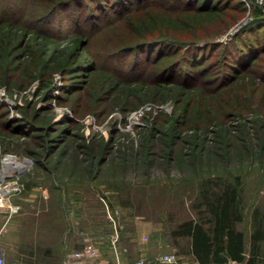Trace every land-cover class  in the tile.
Instances as JSON below:
<instances>
[{
    "label": "rangeland",
    "instance_id": "obj_1",
    "mask_svg": "<svg viewBox=\"0 0 264 264\" xmlns=\"http://www.w3.org/2000/svg\"><path fill=\"white\" fill-rule=\"evenodd\" d=\"M27 1L31 10H34L32 8L43 10V5L46 4V1L42 0ZM143 1H140L142 5L149 4V14L155 20V23L151 25L155 28H166L168 18L174 17L164 9L162 1L165 4H172L175 9L182 6L170 0ZM85 3L92 6L95 2L85 0ZM213 3L222 5L224 8L222 15L216 20L204 17L205 20L201 24V27L204 25L212 31L210 35L206 34L198 41L201 47L198 51L206 57L205 65L191 67L183 63V66L177 70V74L182 73L185 68H191L193 72H202L205 69L207 74H212L210 76H213L212 72L219 76L215 79L217 85H200L195 89L181 91L176 95L181 101L174 98L175 96L162 97L160 92L159 99L144 98L145 100L139 106L125 112L117 105V97L127 93V89H123L124 86L121 91L119 85L114 87L105 99H101L98 95V101H95L97 93L87 92L89 89L92 90L87 82H90L93 76L82 74L79 76L81 80L78 81L80 85L72 95L78 103L74 108L67 101L60 99L63 94H66L62 91V87L75 74L63 77L61 69H56L49 76L48 88L43 87L39 77L25 86L0 85V150L7 148V151H11L9 153L16 155L14 157L16 163H23L22 167L9 171L23 185L22 191L15 196L23 199L24 206L20 216L21 237L12 238V241L10 240L12 243L6 246L10 252L5 254L7 263L63 264V251L66 247L62 237L66 235L68 243L66 251L75 250L87 241H93L100 247L103 261L111 264L115 259L113 246V239L116 237L115 223L118 226V247L122 250L123 264H132L137 258L151 257V254L161 250L162 252L175 251L179 255L187 253L184 251V248H188L187 239L176 238L171 232L182 221L197 216L196 206L201 202L199 181L206 177L216 180L219 176L224 178L241 176L245 182L248 215L245 221L239 223V227L247 232L252 231V212L256 208L264 212V151H259L261 136L254 125V120L261 118L264 126L263 107L259 109L260 115L255 114V110H251L246 113L247 118H241L232 107L224 109L220 117H227L224 127H231V137L223 140L217 132L216 125L207 132L200 130L197 143L204 142V148H201L200 144L194 146L195 140H192L193 142L179 141L175 144L171 155L172 163L169 166L167 165L169 153L163 151L161 147L157 148L154 154L152 153L153 157H151L152 150L138 152L139 160L133 166V160L136 158L134 150L137 149L135 147L138 142L147 137L146 134L154 120L158 129L161 125L167 128L168 122L161 118H174L182 111L181 108L188 103L192 94L203 90L205 93L209 88L220 90L217 93L233 90L237 87L235 83L230 82L229 79L222 83L225 78L220 77L224 71H232L229 66L232 63L231 52L245 50L249 46V40L256 37V30H259L260 41L264 40V26H259L264 16V0H214ZM136 5L137 3H134L133 7ZM111 12L114 13V11ZM144 13L135 14L132 18L140 17ZM176 13L196 20L192 17L197 14L196 11ZM87 15L90 16L86 18ZM47 26L51 27L52 33L54 32L53 44H57L58 49L66 45L67 40H64L63 36L69 34L71 28H76L75 32L80 31L81 34L78 35L80 37L89 36L88 45L96 48V52L88 53L82 59H78L77 63H82L85 58H96L97 65L104 70L109 63V52L115 50L121 39L129 38V28L124 19L115 21L114 18H107L96 8L75 4L63 9L56 19L47 22ZM246 30L250 31L245 33ZM34 33L32 39L36 38V32ZM158 38H164V36L159 35ZM206 41H212L218 45L203 48L202 45ZM187 46L189 45L180 51L181 54L187 51ZM168 48L169 46H166L164 50ZM161 49L156 47L149 53L145 48L141 52L144 58L142 61L136 59V52L123 55L121 66H118L123 69L116 70L119 74L118 79L134 72L133 68L139 64L138 70L145 68L147 72H144L143 77L136 74L129 75V78H137L134 84H146L147 89L143 92H150L151 83L157 79L153 70L170 58V56H163L157 64L151 61L157 57ZM261 54L258 62H264V51ZM34 56L40 59L43 53L34 50ZM67 56L69 55L66 52L59 55L64 59ZM179 56L174 57L179 58ZM186 56H193V54L189 53ZM31 60L24 58L26 61L24 64H29ZM77 63L76 69L88 70L89 67L80 68ZM211 64L216 66L210 67ZM38 65L39 63L35 65V70L40 69ZM27 72L30 73L29 68L25 69L26 77ZM205 76L206 73L204 78ZM250 77L251 75L247 80ZM15 82L18 83L17 79ZM140 94L142 96L143 93ZM132 98L136 99L135 95ZM132 98L130 97V100H133ZM192 102V108L195 109L196 100ZM237 102L245 108L250 105L256 109L255 105L264 103V86L245 87L242 99ZM51 107L53 109L50 111ZM35 110L42 116H52L54 124L61 122L57 125L58 130L70 128L71 133L63 135L60 140H53L51 135H55L56 132L49 134L45 133V130L31 131L25 125L27 120L34 121L36 128L45 125L41 119H34ZM66 119L69 121L63 123ZM248 127L251 130L250 134ZM18 128L25 130L15 131ZM190 131L183 130V135L189 137ZM37 133L43 136L34 137ZM111 140L112 143H110ZM93 142H109L112 146L110 149L112 155L101 166L99 173L93 171L94 177L88 171L90 164L88 146ZM226 142H230L227 148ZM250 147L255 150L251 152ZM181 151L183 164H180L179 160ZM194 151L198 154L195 160L200 169L198 172L194 170ZM98 158L94 160L97 161ZM146 159L153 161L152 166L146 165ZM11 164L13 166L14 163ZM28 183L32 186L28 187ZM45 194L47 199L44 198ZM16 239H19L18 244ZM47 247L55 250V257L40 259L43 258L42 249ZM32 252H35L37 256L29 255ZM31 259L35 260V263Z\"/></svg>",
    "mask_w": 264,
    "mask_h": 264
},
{
    "label": "trees",
    "instance_id": "obj_2",
    "mask_svg": "<svg viewBox=\"0 0 264 264\" xmlns=\"http://www.w3.org/2000/svg\"><path fill=\"white\" fill-rule=\"evenodd\" d=\"M42 1H46V4L43 5V10L38 8H32L34 10H31L27 0H0V85L8 84L12 86L16 84L25 86L33 79L39 77L43 82V87L48 88V86H50L48 83V80H50L49 76L52 75L53 71L56 69H61L63 77L67 75L72 76L73 73L75 74L71 77L72 79H69L67 84L62 87V91L66 94H63L60 99L67 101L75 108V104L78 103L75 101V98H72V95L76 92L78 85H80L78 81H80L81 78L79 76H82V74L83 76L91 75L93 79H95L94 81L93 79L90 80V82L87 80V85L89 84V88H92V90L89 89L87 92L92 94L97 93L95 101H98L99 97L105 99L107 94L111 92L114 87H118V85L120 91L124 88L125 90L127 89L126 94H122V96L120 94V96L117 97V105L125 112L139 106L145 99H159V97H161L160 92L162 93V97L175 96L174 98L181 101L180 98L176 96L181 91L185 92L191 88L195 89V87L200 85H217L215 84V79L219 76H216L215 72H212L213 76H210L212 74H207V70L205 69L202 70V72H193L191 68H185L182 73L177 74V70L183 66V63L191 67L205 65L206 57L203 53L200 54V51H198L201 48L198 41L206 36V34L210 35L212 31H209L204 25L201 27V24L203 20H205L204 17L216 20L222 15V10L224 8L222 5H217V3L214 5V0L210 2L209 0H205V2L204 0H186L185 2L183 0H170L173 1V3L176 1L178 4L180 3V5H182L181 7L178 6L177 9L172 7V4H165V2L162 1L164 9L174 15V17L168 18L166 25L164 24L166 28H155L151 25L155 23V20L149 14V4L142 5L143 3H140V1L143 0H93L95 3L92 6L86 4L85 0ZM134 3H137L135 7H133ZM73 4L85 6L87 8H96L102 11L107 18H114L115 21H122V19H124L128 25L129 38L121 39L120 44L117 45L115 50L109 52V63L105 70L100 69L101 67L99 68L96 58H85L82 63H77L78 59H82V57L86 56L88 53L94 54L96 48H93L90 44L88 45L90 42L89 36H87V38L78 36L81 32H75L74 30L76 28H71L69 34L63 36L64 40H67L63 48L58 49L59 46L53 44L52 38L54 32H51V27L47 26V22L56 19L63 9H67ZM245 9L247 8L245 7ZM191 10L197 12V14L192 15L193 18L195 17V21L190 16H188V18L182 17L180 16L181 14L176 13H184L185 11ZM111 11H114V13L112 14ZM143 12H145V16L142 15L137 18H132L133 15ZM89 16L87 15L86 18ZM95 17L97 16L95 15ZM262 19L263 20L259 22L260 27L264 26V16ZM40 25L42 27H40ZM248 31L250 30H246L245 33ZM258 31L259 30H256V37L249 40V46L245 48V50H235V52H231L232 63L229 64V66L232 71H224L223 75L220 76L222 79L225 78L222 80V83L229 79L230 82L233 81L237 87L233 86V90H224L225 92L222 93H217L220 92V90L218 91L215 88H209L205 93L203 90L192 94L188 103L181 108L182 111L176 114L174 118H161L168 122L167 128L161 125L160 129H158L155 126L156 122L154 120L146 134L147 137L141 140L140 143L138 142L135 147L137 149L134 150L136 152V158L133 160V166L134 163L139 160L137 158L138 152L152 150L151 157H153L155 150L159 147H161L163 151L169 153L167 165H171V155L174 151L175 144L179 143L181 140L186 142H193L192 140H195L194 146L200 144L201 148H204V142L199 140L200 142L197 143L200 138V130L207 132L212 129L211 127L213 125L217 126V132L223 140H225V138H230L232 135L231 127H224L227 117H220V113L228 107L234 108L241 118H247L246 116L248 114L246 113L251 110H255V114L258 113L260 115L261 110L259 109L261 107L264 108V103L255 105L256 109H253V106L248 105L245 108V106H240L237 102V100L242 99L243 89L245 87L251 85H256V87L264 86V62H258L261 58V53L264 51V40L263 42L260 41L261 37ZM34 32H36V38L32 39V37H34L33 35H35ZM159 35L164 36V38H158ZM186 45H189L186 48L187 51L181 54L180 51H182ZM214 45L216 46L218 44L212 41H206L202 46L203 48H207ZM166 46H169V48L164 50ZM156 47L162 49L157 54V57L151 61L157 64L163 59V56H170V58L153 70L157 79L151 83L152 85L150 86L152 88L150 92H143L147 89L146 84H134L137 78H129V75L134 76L136 74L143 77L142 75L144 72H147L145 68L138 70L139 64L133 68L134 72L118 79L119 74L116 73V70L118 69L119 71L123 69V67H118L121 66L123 55L136 52V59L142 61L144 58L141 56V52L147 48V52L151 53ZM34 50L42 52L43 56H41L40 59L34 56ZM56 51L59 52L56 53ZM62 52L68 53L69 56H67L66 59L60 58L59 55ZM189 53L193 54V56H186V54ZM175 55L181 56L175 58ZM24 58L29 61L32 60L29 64H24V62H26ZM35 59H37L36 62H34ZM20 62L22 63L20 64ZM60 62H62L61 65ZM38 63L40 69L35 70L34 67ZM76 63L80 68L82 66H87L89 68L86 71L82 70L83 68L81 70L76 69ZM211 66L214 67L216 64H211L210 67ZM27 68L30 69V73L27 72L28 75L26 77L24 76V72ZM205 73L206 78H204ZM250 75L251 77L247 80ZM16 79L18 83L15 82ZM75 81H77V83ZM122 86H124L123 89ZM140 93H143L142 96ZM134 95L136 99L132 98ZM130 97L133 100H130ZM134 100H136L137 103ZM192 100H196V104L194 105L196 107L195 109L192 108ZM49 109L51 111L53 108L51 107ZM93 111H95L94 108ZM34 113V119H41L45 125L36 128L34 121L27 120L25 125L29 127L31 131L45 130V133L49 134L56 132L55 135H51V139L53 140H60L63 135L71 133L70 128H60V130H58L57 125L61 122L54 124L52 122V116H42L40 112L36 110ZM156 119L158 121L160 120L159 118ZM66 121L69 120L66 119L63 123H66ZM254 123L261 136L259 151L262 152L264 151L263 121H261V118H256ZM190 129L192 131H190ZM21 130L25 129L18 128L15 131ZM183 130L190 131L189 137L183 135ZM248 132L249 134L251 133L249 127ZM40 136L43 135H40V133L34 134V137ZM112 140L110 143H112ZM228 144H230V142H226L225 147ZM111 147L109 142H93L88 146V158L90 160L88 171L90 175L94 177V174H92L94 170V172H100L101 166L106 163L110 155H112L110 154ZM249 150L252 152L255 148L250 147ZM9 152L11 151H7V148L4 150L1 149L0 159L3 154ZM181 154L182 151L179 160L180 164H183V156H181ZM196 155L198 156L197 152L194 151V170L198 172L200 169L195 163ZM98 156H100V158H98ZM96 157L98 158L97 161L94 160ZM152 162L153 161L146 159L145 163L150 167L152 166ZM214 180L215 179H210L208 177L200 179L199 188L201 202L196 206L197 216L188 218L179 223L172 230V235L176 238L184 237L187 239L188 248H184V251L190 252L200 264H230L231 261H245L247 259L246 253L248 245H250V257L247 259V263L257 264L258 261L263 263L264 212L258 208L252 212L253 220L251 232H247L245 229L240 228L239 223L245 221L248 215L244 180L240 175L232 177L227 176L226 178L219 176L216 178L215 182ZM31 186L32 184L28 183V187ZM54 251L55 250L51 247L42 249L41 253L43 258L40 259H53V257H55ZM29 255L37 256L35 252ZM32 261L35 263V260ZM48 261L53 262L52 260Z\"/></svg>",
    "mask_w": 264,
    "mask_h": 264
},
{
    "label": "built area",
    "instance_id": "obj_3",
    "mask_svg": "<svg viewBox=\"0 0 264 264\" xmlns=\"http://www.w3.org/2000/svg\"><path fill=\"white\" fill-rule=\"evenodd\" d=\"M8 156L15 157L12 153H5L3 160V167ZM23 185L14 178V174L7 173L0 176V206H4L6 201L14 194L22 191ZM19 206H15L17 210ZM113 219V218H112ZM116 237L113 239V246L115 252L114 262L111 264H123L121 252L118 247V226L115 223ZM100 247L93 241H87L83 246L75 250L69 251L65 256V264H109L103 261L100 255ZM179 260V254L175 251L166 252L153 257L142 256L136 260L135 264H171ZM0 264H6L5 255L0 250Z\"/></svg>",
    "mask_w": 264,
    "mask_h": 264
},
{
    "label": "crops",
    "instance_id": "obj_4",
    "mask_svg": "<svg viewBox=\"0 0 264 264\" xmlns=\"http://www.w3.org/2000/svg\"><path fill=\"white\" fill-rule=\"evenodd\" d=\"M1 162V167L0 170H3V160L2 158L0 159ZM17 194L12 195L5 203L4 206H0V250L4 253V255L7 253L10 254V252H8V248L6 247L9 243H12V238L14 237H21L20 236V226H21V219L20 216H22L21 210L23 209L24 206V201L23 199H20V197L15 196ZM46 197V198H45ZM45 199H47V195L45 194L44 196ZM15 206H19L18 209H15ZM62 242L65 245V247L67 248V238L66 235H64V237H62ZM11 240V241H10ZM16 243H19V239L15 240ZM66 248L63 251V254L66 256L67 255V251L69 252V250L66 251ZM12 251V250H10ZM163 250H161L162 252ZM158 252L156 254H151V257H153L152 255L156 256L159 254H163L166 252H171V251H164V252ZM19 255V251L17 252ZM63 255L64 259L65 256ZM247 259L250 257V245H248V249H247ZM139 258H137L136 260H138ZM247 259L245 261L242 262H238V261H231L230 264H248L247 263ZM136 260L132 263L135 264ZM63 262V261H62ZM6 264H9L6 262ZM10 264H14V263H10ZM63 264H65L63 262ZM171 264H200V262L190 253H183L181 255H179V260L176 263H171ZM257 264H264V262H260L258 261Z\"/></svg>",
    "mask_w": 264,
    "mask_h": 264
},
{
    "label": "bare ground",
    "instance_id": "obj_5",
    "mask_svg": "<svg viewBox=\"0 0 264 264\" xmlns=\"http://www.w3.org/2000/svg\"><path fill=\"white\" fill-rule=\"evenodd\" d=\"M14 163L15 164V167H14V164L12 166L11 163ZM23 166V163H16L15 161V158L13 156H8L5 160V166L3 168V170H0V176H4L6 175L7 173H10L12 171H14L15 169H17L18 167H22ZM10 171V172H9Z\"/></svg>",
    "mask_w": 264,
    "mask_h": 264
}]
</instances>
